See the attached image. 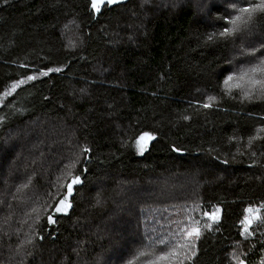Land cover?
<instances>
[{
    "label": "trees",
    "instance_id": "1",
    "mask_svg": "<svg viewBox=\"0 0 264 264\" xmlns=\"http://www.w3.org/2000/svg\"><path fill=\"white\" fill-rule=\"evenodd\" d=\"M248 2L213 0L205 19L192 0H128L97 14L89 0H0V264H144L138 253L174 243L187 213L201 234L183 264H262L264 97L224 81L262 57L264 15L246 25L258 47L238 66L241 40L219 36L230 5ZM45 121L66 133L35 166L41 176L26 170L31 187L15 186L7 136ZM143 133L154 138L141 151ZM169 174L198 186L156 199L153 184ZM73 176L71 207L56 213ZM248 208L261 217L251 235L241 234ZM215 209L218 220L204 215Z\"/></svg>",
    "mask_w": 264,
    "mask_h": 264
},
{
    "label": "snow or ice",
    "instance_id": "2",
    "mask_svg": "<svg viewBox=\"0 0 264 264\" xmlns=\"http://www.w3.org/2000/svg\"><path fill=\"white\" fill-rule=\"evenodd\" d=\"M120 2V0H91V8L94 12L99 13L101 11L102 5H110ZM230 7L234 10L235 14L230 17H221V19H225L226 23L231 27H225L221 32H219L220 37H230L234 33L240 31L241 26L248 25L255 15L260 14L264 15V0H249L246 6H238V4L233 3ZM209 40L213 39V36L208 37ZM256 49H252L249 55H255ZM52 71H60V69H48V72ZM48 72L42 73L43 75H47ZM28 80L35 79L34 76H28ZM233 81H235L234 86L237 88H241L244 85L247 90L244 91V95L246 97H251L253 90L258 89L261 93H264V58H261L259 64L253 65L248 69L241 70L239 74L229 75L225 78V85L228 86L229 91H231V87L233 86ZM23 81H19L16 84H13V90L19 86ZM209 103L203 104V107L208 108L211 106V101L215 98L209 96ZM187 119V117H185ZM260 131H264V129H260ZM152 137L149 133H143L141 137L137 139V144L140 146L141 151H143L144 144L141 141L151 140ZM251 139H255V137H250ZM84 151H87L85 149ZM81 183V179L79 176H73L71 182L68 183L66 187V194L59 200V202L55 205L54 210L56 213H65L71 207V204L68 201V198L72 195L73 186ZM248 213L245 216L244 220L241 222L243 224L242 233H247L251 235L249 232V228L252 225L253 221H258L261 219L259 213V209L248 208L245 209ZM219 209H215L214 212L208 213L205 212L204 215L208 217V219L212 221H216L219 219ZM48 222L55 223L53 216L49 215L47 217ZM205 227H208L206 224ZM200 228L198 226V222H193L192 224L181 228L180 232L177 234L178 239L175 240L174 243H169L164 239H160L158 241L159 244L163 245L164 248L160 251H156L153 247L151 250H144L138 253L141 257H148L144 261V264H183L184 259L189 254H194L191 252L192 249L195 248L194 239H198L200 236ZM128 264H133V261H129ZM240 264H243V261H240ZM264 264V261H262Z\"/></svg>",
    "mask_w": 264,
    "mask_h": 264
},
{
    "label": "rangeland",
    "instance_id": "3",
    "mask_svg": "<svg viewBox=\"0 0 264 264\" xmlns=\"http://www.w3.org/2000/svg\"><path fill=\"white\" fill-rule=\"evenodd\" d=\"M192 1L196 6V11H197L198 16L206 19L205 14L207 13L208 7L212 4L213 0H192ZM200 3L202 4L201 7L199 6ZM245 28H246V26H242L240 31L236 33L238 38L241 40V43H238V41L236 40L237 45L232 50V52L236 53V55H234L233 59H234V61H236L237 66L239 65L240 62L242 63V61H243L242 58L251 57L252 55H249L250 51L252 49H257V47H258L257 43L253 42V40L256 39L254 35L249 34L248 36H251L250 40L248 38L246 39V35L244 33ZM242 33H244V35H242ZM260 55H262V57H260V56L258 57L257 55L255 56V58L253 60V65L259 64V61H260L259 59L264 58V53H260ZM240 72H241V70L237 68V74H239ZM233 82L235 83V81H233ZM246 90H247V88L244 85H242L240 92H241V95L243 97L247 98V100L254 101L253 99H260V98L264 97V94L259 93L256 89L253 90L251 98L246 97L244 95V91H246ZM233 91H238V88L235 87L234 84L231 87L230 92H233ZM4 98H5V95L0 97V105L3 102ZM30 124H32V123H30ZM30 124H28L26 128H23L22 130H20L18 133L13 132V133L9 134L7 136V138H8L7 142H5L6 143V149L14 155V158L17 159L16 163H14V164H19V166L15 168L16 169L15 173L9 174L8 178H10V179L12 178L13 183L17 180L13 185L19 186L21 184L22 187L26 188L27 190L31 187V182L29 184V183H27V181L25 179L28 176V174L26 173V170L28 169L29 173L36 171L35 166H39V163H41L39 161H43L44 158H46V156L49 153V150H52V151L55 150V149H53V146H50L49 142L53 141L54 144L55 143L57 144L59 141L58 134L60 133V135H61V134L66 133V130H64V129H59L58 132H54L57 128V125H51L50 122H47V121H45V123L36 122L32 125H30ZM43 142H45V143H43ZM55 147H56V145H55ZM68 147L69 146H66L67 149H68ZM36 161H38V162H36ZM20 166H22V167H20ZM38 168L40 169V167H38ZM15 169H12V170H15ZM15 176H17V177H15ZM193 178L194 177L191 176L189 178L179 179V176H177V175L171 176L170 174L167 176L159 177V178H157L155 183L151 181L152 184L154 183L153 184L154 186L157 184L159 185V187L162 186L160 192H157L154 195V197L156 199L160 196L169 197V195H170L169 190L175 186L180 187V191L184 190L186 188V186H189V185L191 187L192 186L197 187L198 184L194 180H192ZM8 182H6V183H8ZM154 190H155V188H154ZM10 191L13 192L12 187L10 188ZM1 193L2 192H0V194ZM192 216H193V214L187 213V214H183L181 217L185 218L187 220V222L192 224L193 222H195V221H193ZM200 226H202V223ZM193 242L195 244L196 239H194ZM163 248H164V246L161 245L159 248V251L162 250ZM191 252H193V249L191 250ZM192 255L193 254H189L184 259L183 263L186 260H188ZM129 261H133L132 258L128 259L126 261V264H128Z\"/></svg>",
    "mask_w": 264,
    "mask_h": 264
},
{
    "label": "water",
    "instance_id": "4",
    "mask_svg": "<svg viewBox=\"0 0 264 264\" xmlns=\"http://www.w3.org/2000/svg\"><path fill=\"white\" fill-rule=\"evenodd\" d=\"M90 2H91V0H89ZM128 2V0H120V2H118V3H115V4H110V5H102V7H101V11H102V9L104 8V7H108V8H114V7H116V6H119V5H124V4H126ZM100 11V12H101ZM96 13V12H95ZM97 14V13H96Z\"/></svg>",
    "mask_w": 264,
    "mask_h": 264
}]
</instances>
